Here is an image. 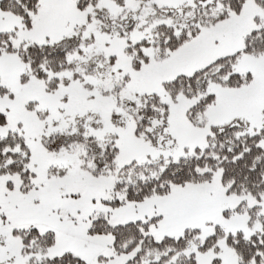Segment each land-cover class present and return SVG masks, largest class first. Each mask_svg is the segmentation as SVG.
Returning <instances> with one entry per match:
<instances>
[{"label":"snow or ice","instance_id":"6c2138e0","mask_svg":"<svg viewBox=\"0 0 264 264\" xmlns=\"http://www.w3.org/2000/svg\"><path fill=\"white\" fill-rule=\"evenodd\" d=\"M0 264H264V0H0Z\"/></svg>","mask_w":264,"mask_h":264}]
</instances>
